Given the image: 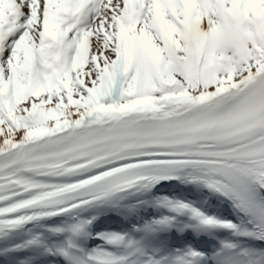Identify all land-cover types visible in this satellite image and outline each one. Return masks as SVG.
<instances>
[{"label":"snow or ice","instance_id":"6c2138e0","mask_svg":"<svg viewBox=\"0 0 264 264\" xmlns=\"http://www.w3.org/2000/svg\"><path fill=\"white\" fill-rule=\"evenodd\" d=\"M0 264H264V0H0Z\"/></svg>","mask_w":264,"mask_h":264}]
</instances>
